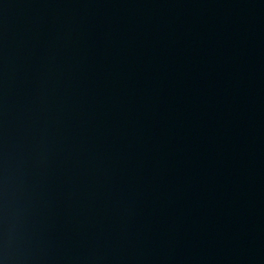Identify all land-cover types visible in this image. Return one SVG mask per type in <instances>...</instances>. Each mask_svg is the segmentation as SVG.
Returning a JSON list of instances; mask_svg holds the SVG:
<instances>
[{"label": "water", "instance_id": "1", "mask_svg": "<svg viewBox=\"0 0 264 264\" xmlns=\"http://www.w3.org/2000/svg\"><path fill=\"white\" fill-rule=\"evenodd\" d=\"M246 264H264V219Z\"/></svg>", "mask_w": 264, "mask_h": 264}]
</instances>
